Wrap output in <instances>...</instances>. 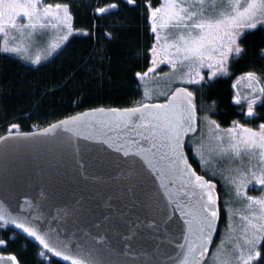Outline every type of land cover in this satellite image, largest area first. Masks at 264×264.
I'll return each instance as SVG.
<instances>
[{"label":"snow or ice","instance_id":"obj_1","mask_svg":"<svg viewBox=\"0 0 264 264\" xmlns=\"http://www.w3.org/2000/svg\"><path fill=\"white\" fill-rule=\"evenodd\" d=\"M125 3L134 5L136 0H125ZM205 5L206 0H159L157 6L148 3V19L156 43L149 49L152 67L147 71L135 73L140 82L143 83L149 73H155L156 66L162 63L170 64L175 70L178 64L188 62L189 72L185 73L188 79L184 81L187 84H200L204 80V76L199 72L196 73L199 79L192 77L191 70L196 64L202 67L205 61L208 62L209 68L215 69L210 73L209 78L215 77L217 73L229 74L230 58L239 57L244 52L241 46L244 30L256 29L258 24H264V0H226V4L221 0V10L216 15H210ZM216 6L217 0H211L210 7L215 9ZM118 8L119 4L113 2L106 7H96L94 11L98 14H111L112 10ZM21 18L27 23L18 24ZM71 20L70 5L67 3L0 0V37L5 38L0 51L5 53L22 51L19 46H9L6 38L10 29L21 31V35H24L22 29H31L32 31L28 33L31 38L38 27L45 29L62 25L66 33L61 40L67 41L74 31ZM169 28L178 30L176 35L171 39L167 35L162 37L160 31ZM76 31L84 36L94 34L88 30ZM106 35L111 36L110 33ZM51 47L55 50L60 48V44L56 43ZM261 51L264 53V49ZM40 62L39 55L32 60L33 64ZM244 76L253 84L260 85L252 88L253 96L247 103L246 115L253 117L255 115L253 106L257 100H264V85H261L264 73L258 75L255 71H248ZM145 95H148L147 89ZM193 99L194 94L188 88H176L167 103L108 109L115 116L116 127L135 133V137L115 146L110 139L84 136L77 138V144L80 139L94 141L98 146L97 150L108 154L116 168L127 172L125 179L130 183L126 186V195L131 204L125 207L135 219L129 218L128 212L122 216L124 227L130 228V235L124 237L127 242L126 248H130L135 239L140 245L151 242L160 249L166 243L172 244L171 234L179 231L184 240L183 244L176 245L181 249L182 254L179 264H209L205 260V255L213 242L215 225L219 218L218 197L213 194L215 185L191 169L183 150L184 137L189 132L195 131L196 105ZM235 102L239 104V98H235ZM82 115L86 116L87 113ZM70 124L76 127L82 126L76 117L68 121H60L65 131L70 130ZM211 124L215 125L216 129L220 128L215 120H212ZM233 125L234 127L226 130L229 134V143L227 147L220 149V155L230 152L241 164L244 163L245 156L249 165L252 160H257V165L254 167L237 168L235 170L237 175L229 182L234 185L235 194L238 197L244 196L248 201L249 208L253 205L259 208L258 215L253 213L251 218L241 216L246 222L243 232L248 250L246 254L241 251L238 260L239 264H258L264 259V243H262L264 242V197L246 196L242 188L253 181L264 186V122L258 125V130L246 127L237 121H233ZM18 127L15 124L11 125V128ZM56 127V125L52 126L53 129ZM216 139L222 138L216 137ZM0 140L6 142L7 137H0ZM199 147L201 146L194 148V151L200 156L202 164L207 163ZM79 151L78 146L77 154ZM112 153L116 155L112 156ZM177 182H179L178 187L169 188L170 184L176 185ZM0 195L4 197L0 199V229L14 225L16 229H21L28 237L38 241L47 253L62 258L69 264H98V261L91 258V254L84 251L80 245L73 248L68 242L60 239L59 233L53 235L54 230L42 232L41 228L31 222V220H40V216H33L31 220L22 217L19 213L24 211L25 206L32 207L31 200L24 199L23 203L19 204V212L13 214L11 205L7 201L16 200L20 194L6 190ZM193 196L196 197L195 203H192ZM76 203L79 204L80 201ZM141 217L147 219L146 227L151 230L142 235L137 231L144 223ZM14 236L15 233L12 238ZM6 243L7 241L0 239V245ZM39 254L44 256L45 252L41 251ZM219 255V251L213 253V260L219 262ZM5 259L11 264H19L15 255L7 257L0 255V261ZM152 264H166V262L157 260ZM167 264H175V262L169 258ZM219 264H227V262H219Z\"/></svg>","mask_w":264,"mask_h":264},{"label":"trees","instance_id":"obj_2","mask_svg":"<svg viewBox=\"0 0 264 264\" xmlns=\"http://www.w3.org/2000/svg\"><path fill=\"white\" fill-rule=\"evenodd\" d=\"M113 2L118 3L119 8L111 14L95 13L96 7H106ZM149 2L157 6L159 0H136L134 5L126 4L125 0H43V3L69 4L74 31L54 54L39 64L0 51V137L14 131L41 129L89 109H123L165 101L168 95L149 97L145 90L150 84L160 82L166 66L160 67L161 77L156 74L147 79L152 80L150 83H142L135 76L136 72L151 67L149 49L155 38L148 19ZM76 30L94 34L84 36ZM241 46L244 52L230 59L228 75L187 87L194 94L197 120L206 117L223 128L233 121L252 128L264 122V100L255 106V115L247 117L234 101L233 87L239 75L248 71L264 73L261 51L264 27L247 32ZM13 124L19 127L11 128ZM187 156L194 170L203 175L189 150ZM221 224L219 218L212 245L217 242ZM0 239L7 241L6 245H0V255H15L19 264H63L46 253L41 256L42 250L9 227L0 229ZM258 264H264V259Z\"/></svg>","mask_w":264,"mask_h":264},{"label":"water","instance_id":"obj_3","mask_svg":"<svg viewBox=\"0 0 264 264\" xmlns=\"http://www.w3.org/2000/svg\"><path fill=\"white\" fill-rule=\"evenodd\" d=\"M167 101L168 99L150 104H162ZM111 108L113 107L89 109L60 120L78 118L82 126L70 124L68 131L57 121L41 129L14 131L2 135L1 137H7V141L0 140V194L6 190L20 194L16 200L7 201L13 214L19 212V204H22L24 199L31 200L32 207L25 206L24 211L19 213L22 217L31 220L33 216H40V220L31 222L41 228L42 232L54 230L53 235L59 233L60 239L68 242L73 248L80 245L84 251L91 254V258L98 261V264H152L157 260L167 264L169 258L179 264L182 254L176 245L184 243L179 231L171 234L172 244L166 243L160 249L151 242L140 245L135 239L130 248L125 247L127 242L124 237L130 235V228L124 227L122 216L128 212L125 205L131 204L126 195V186L130 183L125 179L127 172L116 168L108 154L97 150L98 146L94 141L80 139L77 144V138L84 136L110 139L115 146L135 137V133L116 127L115 116L108 111ZM97 109L105 111H94ZM85 113L86 116L82 115ZM194 124L195 131L189 132L188 135L196 132V109ZM53 125L57 127L53 129ZM141 143L146 144L144 141ZM183 150L191 165L185 146ZM111 155L115 156L116 153ZM191 169L199 175L192 165ZM178 183L170 184L169 188L178 187ZM213 194L218 197L216 185ZM3 198L0 195V199ZM77 201L80 203L77 204ZM195 201L196 197L193 196L192 203ZM217 208L220 218L218 199ZM128 217L135 219L131 212H128ZM141 219L144 223L137 230L138 234L149 233L151 230L146 227L147 219ZM218 221L213 241L218 230ZM8 227L51 258L69 264L62 258L47 253L38 241L28 237L21 229H16L14 225ZM207 255L208 253L205 259Z\"/></svg>","mask_w":264,"mask_h":264},{"label":"rangeland","instance_id":"obj_4","mask_svg":"<svg viewBox=\"0 0 264 264\" xmlns=\"http://www.w3.org/2000/svg\"><path fill=\"white\" fill-rule=\"evenodd\" d=\"M224 3L226 4V0H224ZM210 4L211 0H206L205 6L208 9L209 14H218L219 10H221V0H217V6L215 9L210 7ZM24 23H27L25 19L21 18L18 20V24ZM258 27H264V24H258L257 28ZM253 30L255 29L244 30V35ZM22 31L24 35H21V31L10 29L9 36L6 38L9 46H19L22 49L19 53L8 52V54L16 56L22 61L32 63V60L35 59L37 55L41 57V61L46 60L59 49L53 50L51 47L53 44L59 43L61 47L65 43V41L61 40V37L66 33V29L62 25L55 28L47 27L45 29H40L38 27L31 38L28 36V33L32 31L31 29L24 28ZM177 31L178 30L173 28L164 29L160 31V35L162 37L167 35L169 39H171L176 35ZM0 39L2 47L3 39L5 38L0 37ZM231 58H235V56ZM187 63L188 62H184L182 65L178 64L175 70H173L171 65L168 63L157 65L156 72L149 73V75L145 78L144 81L146 83H150L152 80L148 81L147 79L156 76V74L161 77L159 72L161 71V66L167 67L165 73H168V75H163L159 83L156 82L148 86V96L154 97L170 95L171 93L169 94V92L173 89V86L181 85L185 88L189 86L192 87L194 84H187L184 82L188 79V76L185 75V73L189 72ZM207 65V61H205L202 67L199 64H196L191 70L192 77L199 79V76H196L197 72L204 76V80H211L215 77L223 75L217 73L215 77L209 78L210 73L215 71V69L209 68ZM261 85H264L262 81ZM258 86L260 85L253 84L244 75L237 76L233 83L234 101L235 98H239L240 103L238 106L243 109V114L245 116H247L248 100H250L253 96L252 88ZM256 95H258V93ZM260 101L262 100H257V103L253 106L254 113L256 108L255 106L260 103ZM211 121V119L201 117L197 120L196 132L185 138V146L187 147V150H189L195 166L201 173H203V176L207 177L209 181L215 183L216 185L220 214L222 213L220 217L222 219V224L219 228L218 239L216 244L212 245L213 248L212 250L210 249L211 251L208 253L206 261L208 260L209 264H219V262L224 261H226L227 264H239L238 257L241 251L246 254L248 250V246L244 241L245 234L243 232L246 222L241 219V216H249L251 218L253 213L258 215L259 208L256 205L249 208L248 201L244 198V196L238 197L235 194V187L229 181L237 175L235 171L237 168L245 169L249 166L254 167L257 165V160H252L251 165H249L247 162V156L243 157V164H241L239 160L233 158L230 152L221 156L220 149L222 147H227L229 143V134L226 130L230 127H234V125L232 122L228 127L223 128L220 126L219 129H216V126L211 124ZM255 129L258 130V128ZM216 137H221L222 139L217 140ZM197 146H201L199 147V151L203 154V158L207 161V163H201L200 156L194 151V148ZM256 170L258 171V168H256ZM242 192L246 196H253L257 198L264 197V186L258 185L253 181L243 187ZM229 225H231V229H229ZM217 251L220 253L219 262L213 260V253ZM0 264L11 263L5 259L0 261Z\"/></svg>","mask_w":264,"mask_h":264}]
</instances>
